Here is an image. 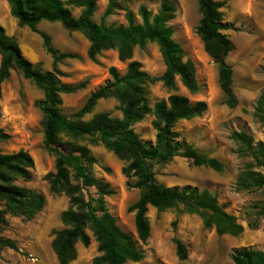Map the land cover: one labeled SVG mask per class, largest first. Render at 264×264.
Listing matches in <instances>:
<instances>
[{
    "label": "trees",
    "instance_id": "trees-1",
    "mask_svg": "<svg viewBox=\"0 0 264 264\" xmlns=\"http://www.w3.org/2000/svg\"><path fill=\"white\" fill-rule=\"evenodd\" d=\"M197 2L202 16L197 34L206 53L219 67L220 88L228 107L236 108L238 98L233 90V68L226 62L234 44L225 31L233 29V25L224 21L223 3L216 0ZM7 3L11 16L21 28L40 35L54 62L52 72H42L24 56L17 40L0 24V97L3 84L14 69L42 90L44 97L37 106L43 114L44 146L56 158L55 171L48 173L46 180L53 194H64L69 199V208L61 218L64 228L54 232L52 242L58 264L73 263L78 256L79 243L90 246L88 231L93 233L100 253L94 264H144L139 243L146 244L151 237L150 208L162 212L182 207L186 213L199 215L204 226L214 229L218 236L243 233V225L225 211L215 194L192 186L166 187L156 179L155 166L168 164L176 157L189 159L196 167L223 170L218 159L200 154L175 130L180 121L202 117L208 105L204 101L191 103L187 97L177 94V81L191 94L199 92V85L195 65L185 59L182 46L173 38L171 22L177 11L174 1L162 0L157 13L145 6L139 8L137 15L127 9L128 25L117 28L93 21L96 0H7ZM71 7L82 9L79 17L73 15ZM119 8L118 0H109L105 16ZM43 22L59 23L65 30L82 32L90 42L88 56L92 60L103 51L116 50L119 60L128 63L124 75L112 67V79L92 93L72 117L61 111V93H72L76 88L62 85L56 68L58 63L73 55L61 53L52 46L50 37L38 30ZM148 43L157 44L162 55L166 69L160 78L152 77L143 70L141 63L133 60L135 48ZM158 81L174 93L152 107L148 87ZM109 98L119 103L121 118L98 113L84 120L100 100ZM150 115L154 116L156 137L155 141H144L135 132L134 125ZM255 115L264 123V92L258 99ZM231 138L238 146L240 158L246 160L237 179V188L264 189L261 172L264 141H255L243 131L233 132ZM9 139L10 135L0 129V143ZM86 141L103 145L122 160L129 186L139 190V199L129 208L134 213L137 239L125 232L109 212L106 198L114 192L109 183L95 176L93 166L97 159ZM34 167V159L27 151L12 154L0 151V229L7 225L8 215L30 221L43 209L45 197L42 194L16 185L19 179L32 180ZM259 213L264 216V206ZM176 243L178 258L185 261L186 248L180 241ZM4 249L17 250V245L0 237V254ZM233 263L264 264V252L251 248L235 250Z\"/></svg>",
    "mask_w": 264,
    "mask_h": 264
},
{
    "label": "rangeland",
    "instance_id": "rangeland-1",
    "mask_svg": "<svg viewBox=\"0 0 264 264\" xmlns=\"http://www.w3.org/2000/svg\"><path fill=\"white\" fill-rule=\"evenodd\" d=\"M67 1V0H64ZM176 4L175 19L171 22L173 38L182 46L185 59L193 62L199 92L191 94L177 81V94L187 97L191 103L204 101L207 112L199 118L180 121L175 130L181 139L192 145L200 154L216 158L223 164L217 172L208 167H196L192 161L176 157L172 162L154 168L159 184L166 187L185 186L208 190L218 197L227 213L237 218L244 231L239 236H218L214 229L204 226L197 214L186 213L182 207L159 212L150 208L151 237L146 244L139 243L144 255V264H234L235 250L251 248L264 252V216L259 213L264 206V189L239 190L237 179L246 160L238 154V146L231 138L233 132L243 131L255 141H264V123L256 118L258 99L264 92V0H216L223 3L221 12L224 21L233 29L225 34L234 44V50L226 62L233 68V90L238 98L236 108H229L220 88L219 67L206 53L204 44L197 34L201 13L197 0H172ZM162 0H118L120 8L105 16L109 0H96L93 21L108 27H126V10L136 15L145 6L157 13ZM72 8L75 17L82 9ZM138 22L140 19L137 18ZM0 24L8 35L19 43L24 56L42 72L54 70L53 58L45 50L40 35L28 28H21L10 14L7 0H0ZM38 30L47 34L52 46L61 53L73 55L57 64V75L62 85L76 88L72 93H61V111L72 117L87 102L92 93L110 81V69L117 68L121 75L127 71V62H121L116 50L101 52L94 60L88 56L90 42L82 32L65 30L59 23L43 22ZM133 60L152 77L160 78L165 64L159 47L148 43L136 47ZM1 63V55H0ZM149 102L166 100L174 92L158 81L148 87ZM42 90L25 79L17 69L2 86L0 97V129L10 139L0 143L3 154L20 150L27 151L34 159L33 178L19 179L16 185L36 191L45 197L43 209L28 221L23 217L7 216V225L0 229V237L14 241L17 250L4 249L0 264H58L52 248L54 232L64 228L62 214L69 208V199L53 194L46 180L48 173L55 171V156L44 146L43 114L37 103L43 99ZM119 103L114 98L98 102L91 114L109 113L121 118ZM154 116L150 115L134 125L135 132L144 141H155ZM66 141V139H64ZM97 159L93 172L110 184L114 194L106 198L109 212L118 225L137 239L134 213L129 208L139 199L140 192L128 184L123 174L124 162L101 144L85 142ZM264 174V169H261ZM89 247L77 245V259L71 264H94L100 255L93 233ZM186 248L187 259L181 261L177 254V243ZM32 258L37 261L33 262Z\"/></svg>",
    "mask_w": 264,
    "mask_h": 264
},
{
    "label": "built area",
    "instance_id": "built-area-1",
    "mask_svg": "<svg viewBox=\"0 0 264 264\" xmlns=\"http://www.w3.org/2000/svg\"><path fill=\"white\" fill-rule=\"evenodd\" d=\"M32 261H33V262H36V261H37V259H36V258H32Z\"/></svg>",
    "mask_w": 264,
    "mask_h": 264
}]
</instances>
